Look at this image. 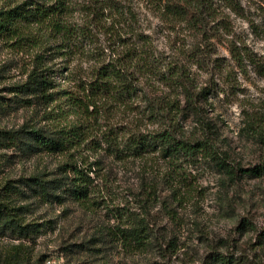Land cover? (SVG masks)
Returning a JSON list of instances; mask_svg holds the SVG:
<instances>
[{
  "label": "rangeland",
  "instance_id": "rangeland-1",
  "mask_svg": "<svg viewBox=\"0 0 264 264\" xmlns=\"http://www.w3.org/2000/svg\"><path fill=\"white\" fill-rule=\"evenodd\" d=\"M236 1L222 8L231 32L214 39L210 63L189 66L199 87L212 88L204 105L220 149L231 165L248 168L264 163V0ZM126 2L167 59L190 49L194 42L183 25L165 23L140 0ZM227 38L246 54L244 64L232 56ZM27 59L0 39V264H204L213 251L233 254L240 264H264V175L238 171L232 177L199 158L188 165L185 181L167 183L162 160L118 159L100 150L87 205L60 187L51 200L34 191L37 177L67 181L73 174L63 170L67 156L23 154L1 139L39 117L22 103L30 96L17 92ZM215 59L221 65L214 66ZM195 124L189 118L186 128ZM143 216L153 240L138 245L132 232Z\"/></svg>",
  "mask_w": 264,
  "mask_h": 264
},
{
  "label": "trees",
  "instance_id": "trees-1",
  "mask_svg": "<svg viewBox=\"0 0 264 264\" xmlns=\"http://www.w3.org/2000/svg\"><path fill=\"white\" fill-rule=\"evenodd\" d=\"M140 2L165 23L183 25L194 42L190 49L167 59L126 0H0V39L28 57L26 80L17 92L30 96L22 98L23 105L39 112L35 122L4 131L1 139L23 154L67 156L62 167L73 174L66 176L67 181L37 177L30 187L47 200L55 195L52 189L60 187L87 205L91 173L98 163L94 155L100 150L118 159L162 160L167 183L185 181L188 165L199 158L232 177L238 171L264 175V163L245 168L228 162L205 106L212 88L199 87L189 66L210 63L216 39L223 41L224 32H231L222 8L232 9L238 2ZM226 43L236 61L244 64L246 54L236 41L227 38ZM192 117L196 124L189 130L186 122ZM4 215L0 202V223H5ZM151 229L150 221L141 217L132 232L135 243H150ZM172 245L169 241L161 247L167 250ZM204 264L240 260L213 251Z\"/></svg>",
  "mask_w": 264,
  "mask_h": 264
}]
</instances>
